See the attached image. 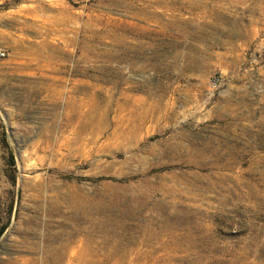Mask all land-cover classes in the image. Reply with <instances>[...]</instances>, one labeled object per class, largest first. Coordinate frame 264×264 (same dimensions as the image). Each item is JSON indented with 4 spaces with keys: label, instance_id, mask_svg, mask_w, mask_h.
Returning <instances> with one entry per match:
<instances>
[{
    "label": "rangeland",
    "instance_id": "obj_1",
    "mask_svg": "<svg viewBox=\"0 0 264 264\" xmlns=\"http://www.w3.org/2000/svg\"><path fill=\"white\" fill-rule=\"evenodd\" d=\"M0 53V264H264V0H0Z\"/></svg>",
    "mask_w": 264,
    "mask_h": 264
},
{
    "label": "bare ground",
    "instance_id": "obj_2",
    "mask_svg": "<svg viewBox=\"0 0 264 264\" xmlns=\"http://www.w3.org/2000/svg\"><path fill=\"white\" fill-rule=\"evenodd\" d=\"M129 1H130V0H129ZM133 1L135 2V1H137V0H133ZM143 1H144V0H143ZM156 1H158V0H156ZM150 2H151V4H152V1H150ZM140 3H141V2H140ZM143 3H144V2H143ZM146 3H147V2H146ZM130 5H131V4H130ZM132 5H133V4H132ZM143 6H144V5H143ZM139 7H140V6H139ZM136 8H137V7H136ZM137 9H138V8H137ZM142 9H143V8H142ZM146 9H147V8H146ZM140 10H141V9H140ZM141 11H142V10H141ZM141 11H140V14H141ZM143 11H144V10H143ZM137 12H138V11H137ZM144 12H146V11H144ZM147 12H148V9H147ZM147 12H146V13H147ZM142 13H143V12H142ZM143 14H144V13H143ZM143 14H142V15H143ZM101 16H102V15H101ZM140 16H141V15H140ZM103 17H104V16H103ZM103 17H102V18H103ZM143 17H144V16H143ZM107 18H108V17H107ZM99 19H101V18H99ZM103 20H104V19H103ZM109 20H110V19H109ZM109 20H107V21H109ZM101 21H102V20H101ZM109 23H110V22H109ZM129 23H130V22H129ZM105 24H106V23H105ZM127 24H128V23H127ZM131 24H132V23H131ZM106 25H107V24H106ZM124 25H125V24H124ZM129 26H130V25H129ZM105 27H106V26H105ZM105 27H103V28H105ZM134 27H136V26H134ZM136 28H137V27H136ZM91 32H93V31H91ZM137 32H138V31H137ZM94 33H95V32H94ZM105 33H106V32H105ZM135 33H136V32H135ZM92 34H93V33H92ZM96 34H98V33H96ZM103 34H104V33H103ZM108 34H110V33L108 32ZM108 34H107V35H108ZM99 35H101V34H99ZM107 35H106V36H107ZM102 37H103V36H102ZM104 37H105V36H104ZM104 37H103V38H104ZM102 42H103V41H102ZM112 42H113V41H112ZM85 43H86V42H85ZM85 43H84V44H85ZM87 44H88V42H87ZM87 44H86V45H87ZM88 45L90 46V43H89ZM91 46H92V45H91ZM83 47H84V46H83ZM85 47H86V46H85ZM97 48H98V47H97ZM142 48H143V47H142ZM192 48H196V49H197V47H192ZM192 48H191V49H192ZM84 49H85V48H84ZM104 49H106V48H104ZM104 49H103V50H102V49H100V50H95V47H94V49L90 47L89 50H85V51H87V53H88L89 55L93 56V58L99 56V59H100V56H101L102 58H103V57L105 58V57L108 56V55H107L108 53H107ZM196 49H194V50H196ZM108 50H110V49H108ZM197 50L199 51L200 48L197 49ZM85 51H84V52H85ZM200 51H201V50H200ZM85 53H86V52H85ZM87 53H86V54H87ZM83 54H84V53H83ZM106 55H107V56H106ZM86 56H87V55H86ZM49 57H50V56H49ZM111 57H112V56H111ZM90 58H91V57H90ZM90 58H89V60L91 61L92 59H90ZM107 58H108V57H107ZM46 59H47V58H46ZM48 59H49V58H48ZM81 59H84V58H81ZM97 59H98V58H97ZM109 59H110V58H108V60H109ZM89 60H88V61H89ZM102 60H103V59H102ZM108 60H106V61H108ZM88 61H85V62L87 63ZM93 61H98V60H93ZM104 61H105V60H104ZM81 62H83V60H82ZM102 62H103V61H102ZM95 63H97V62H95ZM95 63H94V64H95ZM94 64H91V65H92L91 67L94 68V70H96V71H93V72H92L94 75H93L92 73H90L91 76H92L93 78L97 79V81L99 80V81H101V82L104 83V84H105V82H106V83H107V82H110V81H109L110 79L107 78V77L105 76V74H104V70H105V69H104V68H105L104 66H105L106 63H105L104 65H103V64L99 65V67H97V65L95 66ZM98 64H99V63H98ZM93 65H94V66H93ZM88 67H89V66H88ZM118 67H119V66H118ZM83 68H84V67H83ZM121 69H122L121 67H120V68H117V72L115 71V73H114V74H116V76H117V78H116V80H115L116 85H117V83H120V82H121V81H120V80H121V77H120V76H122V75H121V73H122V72H121ZM82 70H83V69H82ZM85 70H86V69H84V71H85ZM88 70H89V69H87L84 73H87ZM90 70H91V69H90ZM115 70H116V69H115ZM90 72H91V71H90ZM105 72H106V71H105ZM82 73H83V71H82ZM88 74H89V73H88ZM84 75H85V74H84ZM85 76H86V75H85ZM87 76H88V75H87ZM90 78H91V77H90ZM92 81H93V79H92ZM92 81H90V82H92ZM87 82H89V81H87ZM94 82H95V81H94ZM80 83H82V82H80ZM83 83H84V82H83ZM96 83H97V82H96ZM90 84H91V83H89L88 85L90 86ZM94 84H95V83H94ZM97 84H98V83H97ZM121 84H122V83H121ZM84 85H86V83H84ZM84 85H83V86H84ZM88 85H86L85 88H87ZM98 85H99V84H98ZM89 86H88V87H89ZM91 86H92V84H91ZM91 86H90V87H91ZM94 87H95V86H94ZM94 87H93V88H94ZM97 87H98V86H97ZM102 87H103V86H102ZM102 87H101V88H102ZM83 89H84V88H83ZM96 89H97L96 87H95V89H93V90H92V89H90V90L87 89V93H88V94H87V95H88L87 97H88V99H90V100L92 101V103L95 101V98H96V96H97V94H98V92H97ZM84 90L86 91V89H84ZM106 90H107V89H106ZM101 91H102V89H101ZM103 91H104V90H103ZM82 92H83V91H82ZM99 92H100V91H99ZM104 92H105V91H104ZM83 93L85 94V92H83ZM83 93H82V94H83ZM106 93H107V92H106ZM108 93H109V92H108ZM119 93H121V91H120ZM104 94H105V93H104ZM104 94H103V95H104ZM98 95H99V94H98ZM100 96H101V94H100ZM82 97L85 98L86 95H85V96L83 95ZM87 97H86V98H87ZM105 97H107V96L105 95ZM105 97L102 96V97H101L102 99H100V97H97V98L100 99V100H105ZM111 97H112V96H111ZM111 97H109V100H108V101H110V98H111ZM84 98H83V101H82V102H84V100H85ZM107 98H108V97H107ZM78 99H79V98H78ZM88 99H87V100H88ZM98 99H97V101H98ZM116 99H117V98H116ZM81 100H82V99H81ZM81 100H80V102H81ZM87 100H86L85 102H88V101H89V100H88V101H87ZM106 100H107V99H106ZM97 101H95V103H96ZM116 101H117V100H116ZM118 101H119V100H118ZM118 101H117L116 103H117L118 106H119L120 101H119V102H118ZM80 102H79V103H80ZM98 102H99V101H98ZM104 102H105V101H104ZM79 103H78V104H79ZM92 103H89V104H90L89 107L91 106ZM100 103H101V101H100ZM109 103H110V102H109ZM121 103H122V102H121ZM78 104H77V105H78ZM98 104H99V103H98ZM98 104H97V105H98ZM105 104H106V102H105ZM83 105L86 107L85 103H84ZM93 105H94V104H93ZM100 105H101V104H99V106H100ZM103 105H104V104H103ZM121 105H122V104H121ZM78 106H79V105H78ZM95 106H96V105H95ZM99 106H97V107H99ZM118 106H117V107H118ZM81 107H82V106H81ZM89 107H88V108H89ZM100 107H101V106H100ZM107 107H109V105H108ZM107 107H106V108H107ZM82 108H83V107H82ZM90 108H91V107H90ZM90 108H89V109H90ZM92 108H93V107H92ZM104 108H105V107H104ZM120 108H122V107H120ZM94 109H95V108H94ZM86 110H88V109H86ZM97 110H99V109H97ZM97 110H96V111H97ZM90 111H91V110H89V112H90ZM92 111H93V110H92ZM101 111H102V108H101ZM89 112H88V113H89ZM83 113H87V112H85V110H84ZM83 113H82V114H83ZM94 113H98V112H95V110H94ZM99 113H100V112H99ZM101 113H102V112H101ZM119 113H120V112H119ZM78 114H79V113H78ZM107 114H108V113H107ZM83 115H85V114H83ZM96 115H97V117H98V114H96ZM104 115H105V114H104ZM104 115H102V116H104ZM137 115H138V114H137ZM85 116H87V117L89 118L90 115H89V114H86ZM102 116H99V117H102ZM106 116H107V115H106ZM119 116H121V115H119ZM119 116H116V117L119 118ZM142 116H143V115H142ZM99 117L97 118V120L99 119ZM107 117H108V116H107ZM121 117H122V116H121ZM140 117H141V116H140ZM104 118H105V117H104ZM100 119H101V118H100ZM105 119H106V118H105ZM99 121H100V120H99ZM75 195H76V194H75ZM78 195H79V194H78ZM78 195H77V196H78ZM74 197H75V196H74ZM73 203H75V202H73ZM74 205H76V206H75V208H73V210H75V213H76V214L82 212V205H81L80 203H79V204L76 203V204H74ZM74 205H72V206H74ZM102 207H103V206H102ZM70 208H71V207H70ZM98 209H101V208H98ZM71 210H72V209H71ZM73 210H72V211H73ZM102 210L104 211L105 209L102 208ZM87 211L89 212V208H87ZM99 211H101V210H99ZM82 213H85V212L83 211ZM71 214H72V213H71ZM74 215H75V214H74ZM75 216H76V215H75ZM77 217H78V216H77ZM82 217H84V219H86V221H87V219L90 220V218H89L87 215H84V216H82ZM78 218H80V217H78ZM78 218H77V219H78ZM90 222L92 223V220H90ZM90 222H89V223H90ZM89 223H88V224H89ZM93 224H95V223L93 222ZM96 224H97V223H96ZM100 224H101V225H100ZM100 224H99V226H100V231L103 233V232H104L103 229H104V227H106L105 220H104V221H101ZM107 224H108V223H107ZM88 226H89V225H88ZM86 227H87V226H86ZM86 227H85V228H86ZM93 227H94V226H93ZM95 227H96V226H95ZM95 227H94V228H95ZM90 228H91V225H90ZM97 228H98V226H97ZM86 229H87V228H86ZM91 229H92V228H91ZM91 229H89V232L87 231V233H88L87 236H90V231H91ZM98 229H99V228H98ZM83 230H84V229H83ZM83 230H82V231H83ZM87 230H88V229H87ZM94 230H95V229H92V231H94ZM96 231H97V230H96ZM85 232H86V231H85ZM94 232H95V231H94ZM103 234H104V233H103ZM85 236H86V234H85ZM92 236H93V235H92ZM90 239H92V237H90ZM87 240H89V239H87ZM90 241H91V240H90ZM86 242H87V241H86ZM90 243H91V242H90ZM88 244H89V242H88ZM84 247H86V245H84ZM91 250H92V249H91ZM57 251H59V250H57ZM85 251H86L85 253L89 252L88 254H90V249L87 248V249H85ZM59 252H60V251H59ZM74 252H75V253L72 254V256H74V258H75L76 261H77V260L83 261V264H96V263H98V260H96V259H95V260H92V254H90L89 257L87 258L85 255L83 256L82 253L80 254L79 252H78V253H77L76 251H74ZM56 254H57V252H56ZM107 255L109 256V254H107ZM107 255L102 256V257H103V258H102V259H103V264L107 261V259L109 260V257H108ZM106 256H107L108 258H107ZM57 258H58V257H57ZM75 260H74V261H75ZM57 261H58V260L55 259L54 262L57 263ZM25 264H26V263H25ZM69 264H72V263H69Z\"/></svg>",
    "mask_w": 264,
    "mask_h": 264
},
{
    "label": "built area",
    "instance_id": "obj_3",
    "mask_svg": "<svg viewBox=\"0 0 264 264\" xmlns=\"http://www.w3.org/2000/svg\"><path fill=\"white\" fill-rule=\"evenodd\" d=\"M4 55V53H0V56H3Z\"/></svg>",
    "mask_w": 264,
    "mask_h": 264
}]
</instances>
